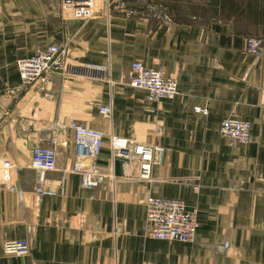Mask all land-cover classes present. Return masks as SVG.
<instances>
[{
  "label": "crops",
  "instance_id": "0c3cea01",
  "mask_svg": "<svg viewBox=\"0 0 264 264\" xmlns=\"http://www.w3.org/2000/svg\"><path fill=\"white\" fill-rule=\"evenodd\" d=\"M249 37L263 40L259 58ZM47 45L111 82L56 73L22 86L15 62ZM133 61L174 77L178 95L147 102L128 85ZM107 104L110 120L98 114ZM228 116L250 123L248 144L219 134ZM70 120L104 134L97 164L108 178L94 189L70 173L72 133L56 127ZM110 134L165 148L150 181L120 179ZM52 138L57 166L45 181L55 195L37 201L30 153ZM0 157L22 168L13 190L0 184V264H264V0H120L85 21L61 16L58 0H0ZM148 195L196 210L193 244L146 236ZM17 239L29 254L4 256L3 242Z\"/></svg>",
  "mask_w": 264,
  "mask_h": 264
},
{
  "label": "built area",
  "instance_id": "2783aa9c",
  "mask_svg": "<svg viewBox=\"0 0 264 264\" xmlns=\"http://www.w3.org/2000/svg\"><path fill=\"white\" fill-rule=\"evenodd\" d=\"M59 13L68 19L89 20L98 8L109 10L112 5H118L120 0H58ZM246 52L255 58L263 54V40L249 37L245 44ZM18 77L22 86L28 87L34 82L44 84L50 75L61 73L76 75L96 80L111 82L110 73L105 70L81 67L77 68L66 63L63 48L56 45H47L39 48L33 55L18 59L15 62ZM128 85L142 91L145 100L157 103L162 100H172L178 95V83L174 77L165 75L161 70L147 68L140 61H133L127 73ZM196 114L207 116L206 108L194 107ZM98 114L110 120L112 108L110 104L101 105ZM59 129L69 130L72 133L74 146V161L70 173L77 175L83 189H94L104 179L108 178L98 169V157L103 150L104 134L90 129L76 121L56 122ZM219 134L231 144L245 145L251 141L250 123L241 118L228 116L221 120ZM66 141L60 145L66 146ZM52 146L35 145L30 153V168L37 172V181L34 196L37 201L42 197H52L55 192L45 181V175L52 172L57 166L55 138L51 139ZM109 158L112 163L120 161L122 174L120 179L129 182H148L154 166L163 162L165 148L158 143H141L132 139L108 136ZM22 168L0 157V184L10 186L13 190L14 175ZM114 184L117 179L112 175L109 178ZM197 188H194L196 191ZM145 234L148 238L157 241L178 242L190 245L196 240L200 222L197 212L189 209L180 199H164L148 195L144 202ZM227 247V244H224ZM2 252L7 257H23L30 252V245L26 239L8 240L2 244Z\"/></svg>",
  "mask_w": 264,
  "mask_h": 264
}]
</instances>
